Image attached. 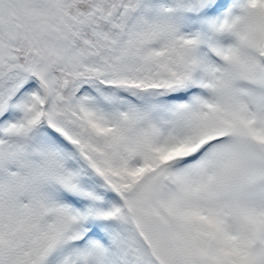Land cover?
Returning <instances> with one entry per match:
<instances>
[{
    "label": "snow or ice",
    "instance_id": "6c2138e0",
    "mask_svg": "<svg viewBox=\"0 0 264 264\" xmlns=\"http://www.w3.org/2000/svg\"><path fill=\"white\" fill-rule=\"evenodd\" d=\"M0 264H264V0H0Z\"/></svg>",
    "mask_w": 264,
    "mask_h": 264
}]
</instances>
